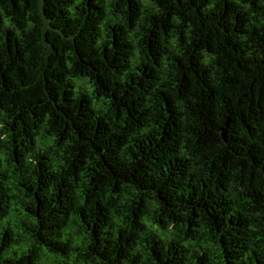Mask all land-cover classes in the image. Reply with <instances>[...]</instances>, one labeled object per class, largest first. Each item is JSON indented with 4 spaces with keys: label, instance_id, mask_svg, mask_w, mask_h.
Returning a JSON list of instances; mask_svg holds the SVG:
<instances>
[{
    "label": "trees",
    "instance_id": "16d2710c",
    "mask_svg": "<svg viewBox=\"0 0 264 264\" xmlns=\"http://www.w3.org/2000/svg\"><path fill=\"white\" fill-rule=\"evenodd\" d=\"M0 264H264V0H0Z\"/></svg>",
    "mask_w": 264,
    "mask_h": 264
}]
</instances>
